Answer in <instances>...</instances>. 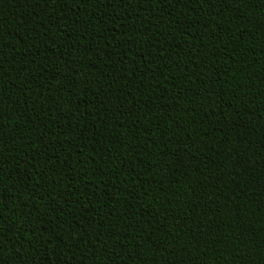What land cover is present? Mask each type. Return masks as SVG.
I'll list each match as a JSON object with an SVG mask.
<instances>
[{"label":"trees","instance_id":"1","mask_svg":"<svg viewBox=\"0 0 264 264\" xmlns=\"http://www.w3.org/2000/svg\"><path fill=\"white\" fill-rule=\"evenodd\" d=\"M0 264H264V0H0Z\"/></svg>","mask_w":264,"mask_h":264}]
</instances>
